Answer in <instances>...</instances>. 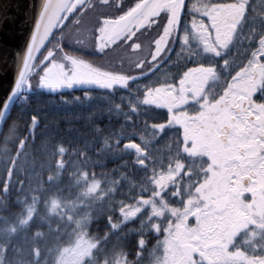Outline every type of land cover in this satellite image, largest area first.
Segmentation results:
<instances>
[{"label": "trees", "instance_id": "trees-1", "mask_svg": "<svg viewBox=\"0 0 264 264\" xmlns=\"http://www.w3.org/2000/svg\"><path fill=\"white\" fill-rule=\"evenodd\" d=\"M251 1L230 48L209 62L218 94L248 67L264 70V0ZM185 60L113 90L18 92L0 130V264H179L175 229L194 219L170 212L191 205L209 160L188 153L169 110L146 97L174 84ZM254 99L264 106V74ZM216 247L194 264H264V216L235 236L229 251L243 258Z\"/></svg>", "mask_w": 264, "mask_h": 264}, {"label": "flooded vegetation", "instance_id": "flooded-vegetation-1", "mask_svg": "<svg viewBox=\"0 0 264 264\" xmlns=\"http://www.w3.org/2000/svg\"><path fill=\"white\" fill-rule=\"evenodd\" d=\"M250 5L251 0H71L40 50L44 58L43 72L52 65L56 68L53 76H41V84L74 89L84 81L100 83L110 76L104 70V50L108 46L120 49L129 46L139 54L146 53L152 66L149 70L146 68L148 72H164L172 69L173 64L180 68L183 62L179 64L178 58H184L187 66L174 84L166 83L155 88L164 86L176 93L172 103L198 107L196 114L199 116L195 118L201 124L210 125L217 112L230 100L229 93L218 94L211 86L219 76L216 58L226 53L236 39L237 27ZM139 7L138 13L116 33L117 23ZM84 18L90 21V43L83 45L81 43L85 41L73 36L72 32ZM146 44L149 46L147 51ZM210 61L216 65L209 64ZM189 72L193 75L188 76L187 82ZM111 76L130 79L126 70L120 76ZM240 96L247 97L251 106L250 96L237 94L231 98L233 107ZM258 124L264 126L262 122ZM226 127L229 130L222 131L223 137L231 130L230 126Z\"/></svg>", "mask_w": 264, "mask_h": 264}, {"label": "rangeland", "instance_id": "rangeland-1", "mask_svg": "<svg viewBox=\"0 0 264 264\" xmlns=\"http://www.w3.org/2000/svg\"><path fill=\"white\" fill-rule=\"evenodd\" d=\"M89 24L90 21L84 18L72 32L73 36L85 41L81 43L83 45L90 43ZM148 47L146 44V51ZM104 52L106 59L104 70L110 76H120L125 70L129 74L136 73L142 67L146 72L152 67L146 53L139 54L129 46L123 49L108 46ZM43 59L38 58L27 71L22 91L28 92L38 87V76L44 68ZM263 71L261 66L255 68L252 65L233 78L229 89L225 91V94L229 93L230 100L226 106L221 107L210 125L201 124L195 118L199 116L196 114L198 107H182L183 104L172 103L176 93H171L168 88L163 86L148 92L146 101L167 108L171 122L182 128L185 150L194 155L204 153L209 160L208 177L198 187L191 205L184 211L170 212L176 223L186 214L190 220L194 219L193 227H187L186 218L182 221L183 227L175 229L177 231L175 236L173 235L174 246L187 245L181 247L184 255L179 264H194L198 254L205 258L208 254L217 256L215 250L219 245H223L234 259L243 258L244 254L241 251L231 252L229 248L235 236L254 223L255 216H264V138L260 137L264 126L250 118L251 114L257 117L264 116V106L256 105L252 101L261 87ZM190 75L193 73L189 72L186 77ZM186 79L188 82L189 77ZM183 86L185 85L182 84ZM237 94L250 96L252 100L249 111L241 113L232 106L231 98ZM223 125L231 127L226 138L222 135ZM251 170L256 171V175L248 185H244L242 176L249 174ZM179 230L185 231L182 233ZM168 243L166 242L167 245Z\"/></svg>", "mask_w": 264, "mask_h": 264}, {"label": "water", "instance_id": "water-1", "mask_svg": "<svg viewBox=\"0 0 264 264\" xmlns=\"http://www.w3.org/2000/svg\"><path fill=\"white\" fill-rule=\"evenodd\" d=\"M70 0H0V130L6 115L13 104L17 92L26 77L34 57L45 36L58 19ZM141 7L121 19L116 26V33L125 27ZM56 72L55 66L45 70L47 76ZM126 78L108 77L98 84L85 81L75 88H113L124 86ZM245 97L239 98V108L248 109ZM251 118L256 119L253 115ZM226 130V128H224ZM264 138V133L261 134ZM254 171L243 176V184L248 185Z\"/></svg>", "mask_w": 264, "mask_h": 264}, {"label": "bare ground", "instance_id": "bare-ground-1", "mask_svg": "<svg viewBox=\"0 0 264 264\" xmlns=\"http://www.w3.org/2000/svg\"><path fill=\"white\" fill-rule=\"evenodd\" d=\"M228 89H229V88H228ZM228 89H226V91H227ZM223 93H225V91H224ZM226 93H227V92H226ZM251 100H252V99H251ZM254 100H255V99H254V97H253V100H252V101H253L254 104H255V101H254Z\"/></svg>", "mask_w": 264, "mask_h": 264}]
</instances>
